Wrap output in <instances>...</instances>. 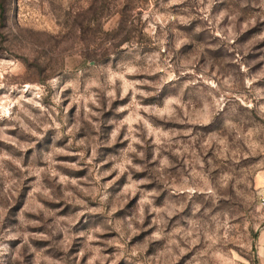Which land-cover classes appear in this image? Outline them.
<instances>
[{
	"label": "clouds",
	"instance_id": "obj_1",
	"mask_svg": "<svg viewBox=\"0 0 264 264\" xmlns=\"http://www.w3.org/2000/svg\"><path fill=\"white\" fill-rule=\"evenodd\" d=\"M0 264H264V0H0Z\"/></svg>",
	"mask_w": 264,
	"mask_h": 264
}]
</instances>
